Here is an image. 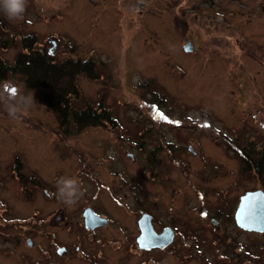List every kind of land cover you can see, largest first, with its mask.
Returning <instances> with one entry per match:
<instances>
[{
  "label": "rangeland",
  "instance_id": "1",
  "mask_svg": "<svg viewBox=\"0 0 264 264\" xmlns=\"http://www.w3.org/2000/svg\"><path fill=\"white\" fill-rule=\"evenodd\" d=\"M198 1L26 0L20 19H9L0 10V57L3 60L12 62L20 50L22 37L34 35L37 46H43L57 60L90 58L96 61L99 78L78 77L80 94L72 104L81 108L87 104L97 107L101 103L115 123V126L107 123L104 128H88L77 136L63 138L56 128L54 114L38 101L36 91L24 89L12 78L0 83V199L5 203L9 199L6 218L0 210V237H8L2 223L12 228L6 230L18 234L22 225L28 223L26 218L35 211L39 212L37 220L41 226L30 236L31 248L24 244V236L19 239L17 250L22 258L28 255L37 264L96 263L95 248L101 246L96 234L83 229L68 232L64 227L46 223L47 214L62 207L60 196L56 201L49 198L53 191L58 193L56 183L62 178L76 180L82 190L74 204L67 205L63 201L65 210L71 214L86 205L89 193L83 186L90 191L92 186L87 178L77 174L81 167L90 166L94 160L101 162L94 166L95 175L115 191L125 192L128 196L124 197L128 199L134 195L140 198L141 192L156 196L160 191L159 182L166 175L167 182L173 186L184 183L187 175L182 172L180 175L167 163L168 154L163 147L167 141L177 143L175 136L165 126L166 142L156 132L143 136L140 117L147 118L146 114L156 112L149 102L152 94L159 97L163 113H173L179 122H186L179 130V144L185 149L191 145L197 153L202 152L206 161L214 160L223 167L220 175L210 176L209 181L202 184L215 190L231 186L233 194L229 192L227 196L231 210L237 196L245 191H264V174L257 180L252 172L248 173L241 186L242 179L240 182L237 179L239 163L232 152L245 145L264 150V0H258L260 4L256 0H238L239 3L214 0L210 9L204 1L196 6ZM226 1L227 8H238L240 14L226 15L230 25L211 21L209 16L223 14L217 7ZM141 3H146L145 7L140 8ZM250 7L256 8V15L249 12ZM180 15L183 21L177 18ZM186 41L192 44L194 53L183 52L182 45ZM212 49L224 55L217 58L211 54ZM12 91L17 92L15 98ZM9 104L17 108L15 116L9 115ZM191 122H197L199 127L187 124ZM142 143H145L144 151L154 158L146 169L142 166L146 164L144 152H139ZM181 154L185 156L184 151ZM186 157L188 176L197 183L196 174L208 169L197 155L188 152ZM158 162L162 164L158 166ZM18 164L22 170L21 189L27 194L32 189L35 199L22 196L18 182L10 179L13 167ZM209 166L207 162L206 167ZM151 170L157 175L151 180L144 179L150 176ZM116 173L122 182L130 179V185L122 186ZM31 177L36 182L32 185ZM106 194L101 189L100 204L96 202V208L101 205L119 224L131 227L129 214L117 209ZM213 199L212 195L207 198L208 202ZM76 220L80 222L79 217ZM225 227L227 234L243 242L247 250L253 252V248L260 246L261 264H264V235L245 231L238 234L230 231L233 230L230 224ZM50 233L55 238L48 236ZM100 234L104 237L106 231ZM1 238L0 246H6V252L12 250V242ZM55 239L71 246L68 250L75 257L67 253L63 255L64 260L56 253L48 257L46 248ZM89 249L91 255L87 256L85 252ZM241 253L245 259L252 257L247 251ZM17 257L16 253L9 255L4 264H17ZM110 257H114L113 253Z\"/></svg>",
  "mask_w": 264,
  "mask_h": 264
},
{
  "label": "flooded vegetation",
  "instance_id": "2",
  "mask_svg": "<svg viewBox=\"0 0 264 264\" xmlns=\"http://www.w3.org/2000/svg\"><path fill=\"white\" fill-rule=\"evenodd\" d=\"M202 1H204V5L208 4V9L213 8L212 5L214 0H200L195 5H200ZM234 1L239 3L238 0ZM258 3L260 4V1H258ZM145 5L146 3H141L140 8L145 7ZM227 6L228 1L224 2L221 7H217V9L223 14L220 16L214 15L215 17L213 15V17L209 16L212 19L211 21L215 22L219 20L221 23L223 22L227 25L232 24L226 15L232 14L233 17L240 14V11L238 8L235 10H230V8H227ZM238 6H240V4ZM243 9L246 10L245 8ZM249 12L254 15L257 14L255 7H250ZM207 13L205 12L206 15ZM242 15H244V13H242ZM177 18L180 21H183V17L181 15L177 16ZM187 43L188 42L186 41L185 44L182 45L183 52L186 54L194 53V48L191 46V43H189L190 49L185 50ZM210 51L211 54L217 58H220L224 55L216 49H212ZM146 115L147 118L140 117L141 129L145 131L142 132L144 133L143 136L154 135V132H156L159 136L163 137L162 141L164 142L165 127L175 136L177 143L174 141H165L166 144H163V147L166 150L165 152L168 154V156H166L168 161L167 163L170 166L173 165L176 168V172H178L180 175L181 172L182 174L184 173L185 176L187 175L184 183L182 185L173 186L167 182V175L166 178L163 179L160 177V191L156 194V196L154 195L155 197L151 196L147 192H141L140 198L136 195L133 197L131 196L129 199H131L132 202H129V199L124 197L128 196L125 192H122L120 189L115 191L111 185L105 183L95 175L94 166L101 165V162L94 160L95 162H92L90 166L83 165L84 168L81 167L80 173L77 174L79 177L87 178L92 186L91 191L87 187L83 186V189L85 191L87 190L89 193V196H87L88 200L86 201V205L82 206L81 210H77L75 213L71 212V214H69L68 211L65 210L66 205L63 204L62 201V207L54 209L50 211L49 214H47L49 216H46V223H50L58 227H64L68 230V232L73 229L74 231L83 229L86 232L96 234V237L99 238L98 243H100L101 246H97L95 248L97 250L94 258L96 261L95 264H261L260 246L253 248L255 249L253 252L247 250L246 245L243 242L235 240L234 236L227 234L228 228L225 227L226 224H230L231 229H233L230 231H234L238 234H243L244 231L249 232L238 227L234 220V214L240 201V197L247 191H245L242 195L237 196V200L232 206L233 208L231 210V208L228 206L227 200L228 193L231 192L233 194L230 188L231 186L226 187L225 190H215L207 183V185L202 184V182L205 183L209 181L210 176L220 175L222 173L223 167L214 160L206 161L205 157L202 155V152L198 150L197 153L193 150L191 145H187L185 149L179 144V130L183 125L185 126L186 122H179V119L175 118V114L173 113L162 112L157 114L149 113ZM203 120L208 121V119ZM113 123L111 126H115V123ZM109 124L110 123H108V125ZM187 124L189 126L194 125L197 128L199 127L197 122H191ZM139 146V152H144L143 156L146 164L142 166L146 169L148 168V164H150L154 158L150 152L147 153L144 151L145 143L139 144ZM250 147H246L245 145L240 150H232V152L235 154L234 156L236 160L239 163L237 179L239 178V182L242 179L241 186H243V182L246 180V175L248 173L252 172L254 175L253 177L257 180H261L262 175L264 174V150L258 151L254 145H250ZM183 151L185 152V156L181 154ZM188 152H191L193 155H197L198 157L202 158V162L206 166L207 162L210 164L209 168L205 166V169L208 170H202L200 174H196L198 178H195L199 180L197 183L193 182V180L188 176V165L187 161L185 160L187 159L186 156ZM128 156L132 159L134 158L130 154H128ZM83 163L87 164L86 162ZM158 164V166H160L162 162H158ZM211 166H213V169H211ZM12 170V178L10 179L15 180L16 183L18 182L22 196H25L26 198L32 196V199H35L36 194L32 191V189L28 194L25 190L23 191V189H21L22 183L20 184L19 179L22 174L21 165H15ZM206 174L208 176H206ZM155 175H157L156 172L152 171L150 172V176L147 175V177H144V179L148 180V178H150L151 180L155 177ZM116 178L118 182L122 184V186L130 185V179L128 181L122 182L118 173H116ZM29 180L31 185L32 182L36 183L33 177L29 178ZM16 189L17 186H15V190ZM101 189H104L107 192V197L110 198L109 200L117 209H123L129 214V216L132 218L131 227H128L127 224L124 226H122V223V225L119 224V222L114 217H112L111 214L107 213V210H105L101 205L96 208V202L100 204L99 195ZM92 190H94L93 194ZM142 190L144 191L143 188ZM255 190L256 189L248 191ZM210 195L215 196V199H213L211 202H208L207 198ZM49 198L52 201H56V199L59 198V195L57 192L53 191L50 193ZM7 203L9 204V199H7ZM7 203H5L4 199H0V210H2V217L4 218H6V215L8 214ZM86 208H90L101 219H105L106 222L104 224L97 225L94 229H87L84 226L83 218V213ZM12 211L13 213H16V210ZM38 214L39 212L35 211L33 216L26 218L28 221V223H26L27 225L23 224L21 230L15 235L11 233L12 230H6L12 228H6L5 224L2 223V228L8 234V237L0 238L10 240V242L13 244V249L6 252L7 247L0 246V264H4V259L14 253H16L18 256L17 264H25L22 259L26 262H29V264H37V262L28 255L23 256L22 258L21 252L17 249L19 239L23 238V236L24 244L30 248L33 246V240L30 236L36 234L41 227L38 226ZM143 215L149 217V221L155 236H159L164 233V237L162 235L163 239L159 240L160 242H158V244L155 243L156 239H151V241L157 246L141 248L137 242V238L141 234L139 220ZM77 217L80 218V222L79 220H76ZM103 230L106 231V234H103L104 237H102L100 234V232ZM254 233L264 235V233ZM50 235H53L55 238L53 233H50L48 236ZM51 244H48V248H46L47 250L45 251L48 257H51L52 253L58 254L61 258L64 257L63 255L65 253L69 254L70 257H75L73 252L68 250L71 248V246L68 247L56 239L51 242ZM72 244H74V242ZM253 247H255V245ZM61 249L63 252L59 254L58 250ZM90 249L89 251L85 252V255H91ZM256 249H258L259 252L256 251ZM245 251L251 253L252 257L245 259L241 253ZM108 252L113 253L114 257L111 258V253L108 254ZM154 254H158L159 257L155 256ZM84 257L81 258L86 260ZM85 262L88 261L86 260ZM59 263L61 262L51 264Z\"/></svg>",
  "mask_w": 264,
  "mask_h": 264
},
{
  "label": "trees",
  "instance_id": "3",
  "mask_svg": "<svg viewBox=\"0 0 264 264\" xmlns=\"http://www.w3.org/2000/svg\"><path fill=\"white\" fill-rule=\"evenodd\" d=\"M80 76L97 80L99 71L96 61L90 58L57 60L43 46H37L34 35L22 37L20 50L12 62L8 63L0 57V83L12 78L18 80L24 89L36 91L38 101L54 114L56 128L63 138L77 136L88 128H104L107 123H113L101 103L97 107L88 104L81 108L73 106L72 101L80 94L76 82ZM149 102L156 111L153 114L163 112L159 97L152 94Z\"/></svg>",
  "mask_w": 264,
  "mask_h": 264
},
{
  "label": "water",
  "instance_id": "4",
  "mask_svg": "<svg viewBox=\"0 0 264 264\" xmlns=\"http://www.w3.org/2000/svg\"><path fill=\"white\" fill-rule=\"evenodd\" d=\"M189 43L186 44L185 50H189ZM84 226L87 229H94L97 225L104 224L105 219H101L90 208H86L83 213ZM234 220L238 227L249 232L264 233V191L255 190L247 191L240 197L237 209L234 214ZM141 234L137 242L141 248H150L157 246L159 240H162L164 233L155 236L149 217L142 216L139 220ZM151 239H156L154 244ZM63 250H58L61 254Z\"/></svg>",
  "mask_w": 264,
  "mask_h": 264
},
{
  "label": "clouds",
  "instance_id": "5",
  "mask_svg": "<svg viewBox=\"0 0 264 264\" xmlns=\"http://www.w3.org/2000/svg\"><path fill=\"white\" fill-rule=\"evenodd\" d=\"M26 9V0H0V10L6 14L9 19H20ZM13 98L17 95L16 91H12ZM9 115L15 116L17 108L9 104L7 106ZM58 195L67 205H72L76 202L79 196L82 195L80 185L73 179H60L56 183Z\"/></svg>",
  "mask_w": 264,
  "mask_h": 264
}]
</instances>
